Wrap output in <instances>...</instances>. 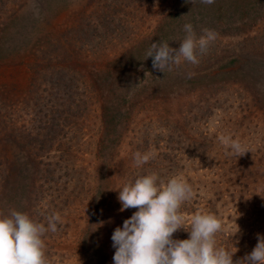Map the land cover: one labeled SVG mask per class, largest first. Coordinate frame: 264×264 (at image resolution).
I'll list each match as a JSON object with an SVG mask.
<instances>
[{"label": "rangeland", "instance_id": "obj_1", "mask_svg": "<svg viewBox=\"0 0 264 264\" xmlns=\"http://www.w3.org/2000/svg\"><path fill=\"white\" fill-rule=\"evenodd\" d=\"M112 3L117 23L94 28ZM188 23L217 33L199 63L154 70L150 44L178 48ZM65 49L69 80L34 77ZM52 86L76 108L71 127L51 121ZM0 110V214L46 227L61 215L43 237L49 264H113L112 233L137 210H120L118 189L151 172L187 180L186 230L193 214H216L234 261L264 236V0H0ZM222 134L249 152L228 154ZM137 151L154 155L137 167Z\"/></svg>", "mask_w": 264, "mask_h": 264}, {"label": "clouds", "instance_id": "obj_2", "mask_svg": "<svg viewBox=\"0 0 264 264\" xmlns=\"http://www.w3.org/2000/svg\"><path fill=\"white\" fill-rule=\"evenodd\" d=\"M214 2L200 0L208 5ZM202 31L198 37L193 25L185 24V36L178 48L170 47L167 42L151 43L146 59L151 57L152 68L162 73L172 71L182 61L198 64V54H204L217 37L214 30ZM218 139L230 150V155L240 157L249 152L247 146L231 134H222ZM153 155L154 152L137 151L133 154L134 163L140 167ZM118 191L120 210H137L112 233L113 264H264V236L257 234L252 251L235 261L236 247L229 250L217 245L216 235L223 230V222L214 213L193 214L186 230L185 215L180 208L195 193L182 175L165 182L151 172L126 183ZM61 223V215L56 212L47 218V227L26 213L13 210L9 215L0 214V264H49L43 237L49 230L57 232ZM234 224L236 235L240 229L235 221ZM180 229L188 233L187 239H173V234Z\"/></svg>", "mask_w": 264, "mask_h": 264}, {"label": "trees", "instance_id": "obj_3", "mask_svg": "<svg viewBox=\"0 0 264 264\" xmlns=\"http://www.w3.org/2000/svg\"><path fill=\"white\" fill-rule=\"evenodd\" d=\"M119 6H123L121 3H112L108 9L106 11H104V14L106 15H110L109 17H105L103 16V18L101 17L100 20L98 21V23H96L94 26V28H99L100 26H111L113 25V23H117L118 20H116V13L113 14V8H119ZM125 7V6H124ZM112 10V11H111ZM113 14V15H111ZM115 17V18H114ZM120 24V22L118 23ZM118 26V25H116ZM89 40L92 41V35L90 34V31L88 32ZM66 37V36H65ZM67 39V37H66ZM84 45H86V43H84ZM53 46V45H51ZM62 47V46H61ZM41 65L46 66V69L43 71L41 70V68H39L38 70L34 71V77H36V75L40 74L42 76H45L48 78L49 82L52 83L55 87L58 86V82L61 80H64L65 82L67 81V79L69 80L70 77H68V73L72 72V70L75 69V65H71L68 61V52L65 49V52L63 53V57L59 56L57 57H51L49 56V58L47 60H42ZM41 66V67H42ZM61 66V67H60ZM32 75V76H33ZM69 82V81H68ZM66 86V85H65ZM63 86V88L65 87ZM54 91L56 90V95L52 96L53 101L51 103H53L55 100H57V106L60 107L58 109H56V111L54 112V114L56 113V115L52 116L51 121L52 122H58L57 125L60 124L61 121L64 120H68V127L73 126L74 124V120H77L78 118H73V114L76 112V108L74 109V106L72 107L71 104H66L64 103V97L60 91V87L58 88H54L53 86L51 87ZM83 92H85L84 90L87 89H82ZM49 91V88H48ZM54 106L56 105V103L53 104ZM68 118V119H67ZM0 124L4 127V120L2 117V113L0 110ZM4 133L2 131H0V154L4 152V145L2 143V138L1 136H3ZM4 137V136H3ZM135 179H137V177L132 178V182L135 181ZM37 199V197H36ZM38 200V199H37Z\"/></svg>", "mask_w": 264, "mask_h": 264}]
</instances>
